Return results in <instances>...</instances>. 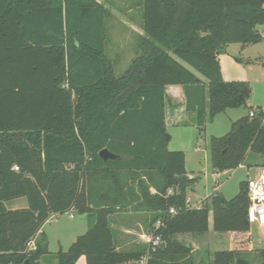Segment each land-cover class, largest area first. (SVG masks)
I'll use <instances>...</instances> for the list:
<instances>
[{
    "label": "trees",
    "instance_id": "16d2710c",
    "mask_svg": "<svg viewBox=\"0 0 264 264\" xmlns=\"http://www.w3.org/2000/svg\"><path fill=\"white\" fill-rule=\"evenodd\" d=\"M107 1V0H106ZM139 54L122 75L107 56L98 0H0V264H40L52 216L86 215L88 231L56 254L58 264H132L145 253L118 251L109 216L151 212L166 247L147 264H197L176 235L249 232L250 182L228 200L219 192L191 208L196 181L175 180L186 155L171 151L168 87H181L201 135L229 109L248 108L252 86L226 81L220 54L264 41V0H142ZM259 27L263 31L259 30ZM202 78L198 77L195 72ZM210 137L213 171L236 170L249 152L264 155V107ZM107 149L120 157L104 161ZM19 167V170H14ZM25 197L28 208L8 210ZM174 209L175 213H170ZM159 220L163 225L155 230ZM36 240L37 250L27 244ZM250 251H216L209 264H255ZM264 264V248L256 251Z\"/></svg>",
    "mask_w": 264,
    "mask_h": 264
},
{
    "label": "rangeland",
    "instance_id": "374dc122",
    "mask_svg": "<svg viewBox=\"0 0 264 264\" xmlns=\"http://www.w3.org/2000/svg\"><path fill=\"white\" fill-rule=\"evenodd\" d=\"M108 8L111 15L107 21V56L114 64V71L117 75H122L127 69L130 62L139 54V46L141 44V37L145 36L141 29L143 21L142 9L140 4L142 0H107ZM259 30L263 31L261 27ZM252 49L261 48L264 51V41L256 43L251 46ZM241 55L236 54L234 49L228 50L226 53L220 54L221 63L225 70L241 69L251 78L250 85L252 86V94L249 98L250 104L256 106L254 109L258 111L257 104L264 107V76L260 74L261 67L255 59H241ZM187 68L191 69L186 65ZM195 72L193 69H191ZM245 73H243L245 75ZM195 74L202 78L198 73ZM170 92V91H169ZM174 97V93H169ZM183 99V96L182 98ZM177 100L179 106V120L180 124L170 125L168 131L171 134V142L169 149L171 151H182L186 155L187 170L189 173L198 176V181L192 184L187 192V199H192L191 205L196 206L205 195L210 192L214 194V189L220 192L228 200L232 199L239 193L241 182L248 181L253 184L259 178L260 170L264 167V155L249 152L246 156V161L241 168L232 170L226 175L213 177L212 162L210 161V137H221L228 133L231 129V123L237 121L241 116L249 113L250 109L240 107L234 111L224 112L217 116L213 121L207 122L203 133L199 134L197 125L193 122V114L185 111L182 100ZM184 100V99H183ZM253 100V102H252ZM219 181V184L216 182ZM8 210H20L28 208V203L25 197L14 201L5 202ZM26 206V207H21ZM74 212L73 214H75ZM69 213L58 215L57 222L52 221L46 226L47 234H57V230L66 231L74 222L69 219ZM75 220L79 219L80 215L75 214ZM212 227L202 242L198 243L195 248L192 247V237L183 242L184 245L190 244V247L195 250L196 257L199 258L200 264H209L213 259V253L216 251H223L228 249V237L225 234H218L213 231V218H211ZM114 230L115 226L113 227ZM254 226V239H263L264 234L257 230ZM46 237V236H45ZM180 241L181 238H179ZM192 240V241H191ZM67 241V240H66ZM195 241V240H194ZM193 241V242H194ZM208 245V246H207ZM71 246L70 241L67 243V249ZM56 243L53 244L49 255H43L39 261L40 264H58L56 258V251L58 250ZM264 248V245L255 246L248 255V259L260 264L257 250ZM147 256V255H146ZM144 256V257H146Z\"/></svg>",
    "mask_w": 264,
    "mask_h": 264
},
{
    "label": "crops",
    "instance_id": "0c3cea01",
    "mask_svg": "<svg viewBox=\"0 0 264 264\" xmlns=\"http://www.w3.org/2000/svg\"><path fill=\"white\" fill-rule=\"evenodd\" d=\"M98 1L101 4H103L106 9L109 10L108 5H107L108 1H106V0H98ZM107 21H108V18L105 20L106 29H107ZM251 46H253V45H245V46H243L241 44L230 45L226 48V50L228 51L230 49H234L237 55L239 53L242 56L241 59H247L248 61H250V59L254 58L256 63L262 61V59L264 58V51H262L261 48L252 49ZM226 52H224V53H226ZM219 61H220V65L222 68L223 77L226 81H239L240 80V81H246L250 84V82L252 80L249 77V74H246L241 69L225 70V68H223V65L221 63L220 57H219ZM259 66L261 67L260 68L261 71L259 73L264 76V63H259ZM243 73H245V75ZM168 88L170 91L169 93H171V94L174 93V97L169 94L170 98H169L168 103H167L168 110H167V120H166L167 123L166 124L169 127L170 125L180 124L178 122L180 111L178 108L179 106L177 105V102H178L177 100L181 99L183 96L184 100L183 99H181V100H182L183 106H184L185 105V95H184V90L181 87L173 86V87H168ZM252 102H253V100H252ZM247 105H248V108H252V110H253L252 112H254V113L256 112V110L254 109L256 106L251 105L250 100L247 101ZM257 107H262V106L257 104ZM234 110H236V109H229L226 112L234 111ZM249 113H250V110H249ZM243 116H245V115H243ZM243 116H241V117H243ZM193 118H194V116H193ZM239 119H237V120H239ZM171 139H172V137H171ZM244 163L241 165V167L244 165ZM187 164H188V162H186V171H187V173H189L187 170ZM228 172H230V171H224L223 173H217V172L213 171V177L217 178V176L226 175ZM216 183L219 184V181H217ZM215 192H217V188L214 189L213 193H215ZM211 196H212V194H210V192H209L208 194L205 195L204 199H201V201L196 204L195 207H193L191 204L190 205L193 208H200L203 206L205 201L210 199ZM19 198H22V197H19ZM14 200H18V199H14ZM14 200H10V201H14ZM191 201H192V199H191ZM21 207H26V206H21ZM73 213L74 212L69 213L68 217L74 223L66 231H62V230L59 231V229H58L56 231L57 234L51 233L49 235L45 231V228L49 224V222H52L53 220L56 222L58 221L57 220L58 215L52 216L48 220V222L44 225V227L42 229V233H44V235L46 236V239L48 241L49 254L51 252H53L52 246L54 243H56V245L58 246L57 247L58 250L56 251L57 253L61 249L67 250L66 247H67L68 241H70V243L72 245L76 241V238L78 236L83 235L88 231L89 220H87V216L86 215H80L79 219L75 220L74 215L76 213L75 214H73ZM70 216H73V217L71 218ZM153 217H154V214L151 212L148 213V212H138V211L117 212V213H113L111 216H109L108 219H109V224H110V228H111V232H112V238L114 239L117 250L121 251V252H125V253H131V254L132 253H140L141 254L144 252L146 253L149 249V241L153 235V229H152V222L154 219ZM114 226H115L116 230H114V228H113ZM211 227H212V224L210 222V228ZM210 228H209V230H210ZM254 230H255L254 226H252V228L249 232H243V233L227 232V233H224L225 235H227L228 240H229L228 241V250L238 249V250H242V251L243 250L252 251L255 246L261 247V245H264L263 239H261V240L260 239H254V234H253ZM257 230L259 232L262 231V233L264 234V227H261V228L258 227ZM205 236H206V234L199 236V235H193V234L187 233V234L176 235V240L178 242H180L181 244H183V242H186L185 240L189 239V237H192L193 241L194 240L195 241L193 242L191 240L192 241L191 245H192V247L195 248L196 246H198L197 245L198 243H200L204 239H206ZM179 238H181L182 241H180ZM187 244H188V246H190L189 243H187ZM53 254H54V252H53ZM192 254L194 255V257L196 259V263L200 264L199 258L196 257L194 249H192ZM77 264H87L86 257L81 256V258L77 261Z\"/></svg>",
    "mask_w": 264,
    "mask_h": 264
},
{
    "label": "built area",
    "instance_id": "2783aa9c",
    "mask_svg": "<svg viewBox=\"0 0 264 264\" xmlns=\"http://www.w3.org/2000/svg\"><path fill=\"white\" fill-rule=\"evenodd\" d=\"M255 115L254 112L250 113V116L253 117ZM14 170L18 171L19 167H15ZM259 179L255 181L253 184H251L249 188V197L251 200V204L248 210V216H249V221L252 226H257L259 228L264 227V167L261 168L260 174H259ZM188 203H191V199H188ZM191 208H193L190 205ZM201 208V207H200ZM198 208V209H200ZM170 213H175L174 209L170 210ZM71 218L73 216H70ZM163 225L162 221L159 220L156 222L154 229L158 230L161 226ZM163 243L162 237L157 236V235H152V238L149 241V251H155L157 248L161 246ZM28 251H36L37 250V245H36V240L32 239L28 244H27ZM148 251V252H149ZM143 257L142 261L140 264H147L148 260L150 259V255Z\"/></svg>",
    "mask_w": 264,
    "mask_h": 264
},
{
    "label": "water",
    "instance_id": "95a60500",
    "mask_svg": "<svg viewBox=\"0 0 264 264\" xmlns=\"http://www.w3.org/2000/svg\"><path fill=\"white\" fill-rule=\"evenodd\" d=\"M100 157L106 162L111 159H120V157L110 153L107 149H104L100 152ZM198 176L192 173H185V175L182 176H176L175 180L177 181H183V180H191V181H197ZM162 249L166 247V244L163 242L160 246ZM25 264H33L30 261H27ZM133 264H140L139 262H133Z\"/></svg>",
    "mask_w": 264,
    "mask_h": 264
}]
</instances>
